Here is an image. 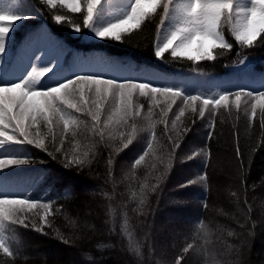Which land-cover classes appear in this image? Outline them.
Here are the masks:
<instances>
[{
  "label": "trees",
  "instance_id": "1",
  "mask_svg": "<svg viewBox=\"0 0 264 264\" xmlns=\"http://www.w3.org/2000/svg\"><path fill=\"white\" fill-rule=\"evenodd\" d=\"M4 5L2 3L0 7ZM31 7L39 8L43 15H34L17 22L11 39L6 43V52L0 54V79L4 81L17 82L32 70V65L48 66L53 71L48 74L44 83L55 86L56 81L81 73L76 71L80 61L85 63L97 60L98 65L105 69L120 71L125 68L123 59L127 54L155 57L152 46L155 40L154 24L131 36L128 42L104 41L90 38L87 30L83 34H74L71 27L58 25L52 19L55 14H63L82 23V16L79 14H72L59 6L50 9L42 0H25L19 10L27 13ZM225 32L227 33V26ZM229 39L234 45L233 50L217 61H202L197 65L187 60L163 62L174 68L189 67L191 64L195 70L210 68L209 71L214 74L208 73L205 78L221 77L229 80L228 86L214 90V93L222 90L236 91L239 88L264 90V46L244 49L243 56L238 57L240 46L230 34ZM73 43L75 48L79 47L76 53H72ZM242 58H246L244 64L236 63ZM133 61L135 59L131 60L132 64ZM82 73L94 72L87 69ZM181 74L184 76L183 73H179V76ZM74 115L81 121L74 130L75 136L71 131L63 134L61 127L59 135L53 140L47 129L41 126L47 150L28 144L12 146L16 155L27 158L30 162L22 167L23 170L20 168L9 174H5L8 172L6 170L0 172V190L20 198L28 197L50 203L51 215L47 217L48 222L40 232L33 227L20 228L5 222L0 236L5 239L13 256L5 257L0 253V264H50L53 259L57 264H166V256L171 259L172 264L176 263L178 257L181 258V264H190L188 260L208 264L203 263L206 249L222 250L226 258L223 263L217 261L212 264H233L234 254L232 255L233 249L230 246L235 245L228 239V231H218V228L214 230L204 219L212 198L210 182L215 181L212 177L217 179L220 176L219 172L213 171V158L224 154L236 164L235 187L241 192L238 195L233 190L229 196L237 200L246 213L245 224L248 231L245 241L237 246V252L240 250V261L237 264H262L264 128L260 126L259 117L249 123L243 110L238 112L233 109L229 114L222 109L215 117L214 129L210 128V118L196 123L197 127L193 130L195 134L192 135L185 133L192 122L190 117H181L177 122L178 127L174 129L171 121L175 115L168 117L165 124L158 122L161 116L154 112L150 121L145 117L140 118L141 121L137 122L139 131L128 148H124L123 143L127 142L126 126H123L126 130L123 138L118 135L116 139H108L106 133L105 139L101 141L99 135L92 130L90 117L79 113ZM152 122H155L154 128L150 127ZM167 125L169 127L165 128ZM209 131L213 132L211 137L208 135ZM171 132L179 135L172 136ZM62 134L63 144L60 143ZM172 139L177 140L174 143ZM148 142L152 143V149H148ZM56 147H60L62 151L56 152ZM237 147L241 152L239 157L236 154ZM90 148L92 152L89 154V163L82 167H65L66 154L71 156L73 152L83 153ZM146 151L148 155L144 161L133 168L135 160ZM49 152L56 158L49 155ZM109 159L112 160L111 165L108 163ZM169 161L171 167L162 173L163 178L158 183L157 177L162 174L153 177L149 172L155 167L161 171V167L165 168ZM128 168L131 171L126 172ZM189 170L194 171L189 181L196 179L197 183L188 190L194 188L196 198L186 202L189 209L193 207L194 210L192 217L189 215L191 221L177 225V231H174L161 214L167 215L174 208L167 209L176 198V187L172 184L176 178L180 180L182 177L186 179L192 176L182 175ZM208 173L211 176L210 182ZM202 175L206 177L205 181L199 180ZM183 183L177 186L187 185V182ZM142 185H146L143 188L146 196L144 204H141ZM153 185H156L154 191L150 190ZM174 202L179 203L177 200ZM186 202H181L180 205ZM184 207L188 209L187 206ZM89 208L91 210L88 217L83 219L87 220L88 228H84V235L79 236L82 230L79 216H85ZM125 221L127 231H122ZM35 223L37 227L40 226L38 221ZM201 224L205 226L207 235L201 230ZM188 238H191L190 242ZM132 242L139 245V255L129 247ZM188 244L193 247L184 252ZM48 250H52L54 255L47 254ZM47 255H51V258Z\"/></svg>",
  "mask_w": 264,
  "mask_h": 264
},
{
  "label": "snow or ice",
  "instance_id": "2",
  "mask_svg": "<svg viewBox=\"0 0 264 264\" xmlns=\"http://www.w3.org/2000/svg\"><path fill=\"white\" fill-rule=\"evenodd\" d=\"M24 2L25 0H5V5L0 7V54L6 52V43L11 39L17 22L30 19L34 15H43L41 10L35 7L29 8L27 13L21 12L19 9ZM42 2L50 9L59 6L72 14L82 16L81 23L66 15L55 14L52 19L56 24L71 27L74 34H83L84 30H87L90 38L104 41L128 42L131 36L154 24L155 40L152 45L154 55L158 60L166 62L187 60L197 65L202 61H217L234 48L229 34L240 46L238 57L243 56L244 49L264 46V0H42ZM245 59H239L236 63L244 64ZM52 71L53 69L48 66L32 65V70L19 78L18 82L0 79V172L30 162L29 159L20 158L15 154L12 149L14 145L28 144L47 150L45 134L40 131L41 126L47 129L48 134L53 135V140L54 128L58 127H62L63 134L71 131L75 136L74 130L79 127L81 121L74 113L91 118L92 130L99 135L101 141L105 139L106 133L108 139H116L117 134L123 138L125 134L118 131L119 128L127 125L130 119L134 120L141 116L142 105L137 102L139 98L149 101L145 117L149 121L153 107H159L163 102L165 106L160 109L161 120L158 122L165 124L173 105L179 101L181 106L171 121L174 129L178 127L177 122L185 115L186 110L198 113L200 118H204L207 112L211 117L210 128L214 129L215 117L222 109L229 114L233 109L238 112L243 110L249 123L259 117L260 126L264 128V90L239 88L236 91L222 90L215 93L197 91L193 94L176 84L154 85L151 80L104 78L99 73L73 74L71 77L56 81L53 86L44 83ZM105 111L108 114L101 126L102 112ZM154 126L155 122H152L150 127ZM132 127L136 128L135 123ZM63 134L60 138L61 144L64 142ZM208 135L211 137L213 132L209 131ZM131 143L132 137L129 136L123 147L128 148ZM147 147L152 149V143L148 142ZM55 151L61 152L62 149L56 147ZM90 152L92 148L83 153L73 152L71 156L66 154L65 167L84 166L90 162ZM48 154L53 155L51 152ZM236 154L238 157L241 155L239 147ZM146 155L147 151L135 160L132 167L140 165ZM53 158L56 157L53 155ZM108 163L111 165L112 160L109 159ZM170 167L171 161L165 166V170ZM162 178L163 174L157 177L158 183ZM205 179L203 175L199 177L200 181ZM144 187L146 185H142L141 204L146 201ZM155 188L156 185H153L150 190L154 191ZM41 209L44 210L43 214H39ZM33 210H37L39 214L40 226L37 227L33 222L32 227L40 232L48 222L47 217L51 215V204L28 197L20 198L0 190V231L5 228V222L28 227L25 223L27 220L25 214ZM201 230L207 235L203 224ZM122 231H127V221ZM129 247L139 255V245L132 242ZM192 247V244H188L184 252H188ZM0 253L5 257L13 256L3 236H0ZM176 264H181L180 257L177 258Z\"/></svg>",
  "mask_w": 264,
  "mask_h": 264
},
{
  "label": "rangeland",
  "instance_id": "3",
  "mask_svg": "<svg viewBox=\"0 0 264 264\" xmlns=\"http://www.w3.org/2000/svg\"><path fill=\"white\" fill-rule=\"evenodd\" d=\"M2 3H5V0H0V5ZM210 68H202V69H198L202 72H208ZM179 80H182V76H179ZM191 82H193L191 80ZM228 84V80L226 79H213L210 81H205L201 84H199V86L201 88H203V90H205L208 93H213V91L217 88L223 87L225 85ZM140 105H142L141 107V116L140 117H136L133 121L134 123H137L141 120H139L140 118L142 119L143 117L146 116V113H148V104L149 101L145 98H139L137 101ZM164 107V103L161 102L159 107H153L152 112H157L159 109H161V107ZM180 102L177 101V104L173 105V109L170 111L171 114H174V112L179 109L180 107ZM190 116H193L194 118L198 116V113H192L190 111ZM209 116V114L206 112L205 117ZM34 132L36 131L35 129H33ZM61 131V127L58 128H54V134L55 136H58L59 133ZM120 132H123L125 134L126 130L124 127H120L119 130ZM42 132V131H41ZM137 130L131 128V126L127 127V138L129 136H131L132 138L137 134L136 133ZM118 136V134H117ZM50 139L53 138L52 134H49ZM24 165H18V166H12L8 169H5L6 171H16L20 168H22ZM166 166V165H165ZM156 168V167H155ZM153 169L151 172L155 177V176H159L161 175L163 172L165 173L166 170L164 168V166L161 167V171H158L157 168ZM212 168L213 171L215 172H219L220 176L216 178H213V182L211 181V176L208 173V177H209V182H210V195L212 196L210 202L208 203V207H207V212H206V218L205 222L207 223V221L213 226L214 230H225L228 231V233H232V235H229V240L231 241L232 244H234L235 246L231 245L230 248L233 249L232 252V262L234 263H239L240 261V256H239V252H237L238 248L237 246L239 244H241L242 242L245 241V234H247V227L245 224L246 221V213L242 211L241 205L239 204V202H237V200L235 199H231L229 194L232 193V191L234 190L236 192V194H240L241 192L240 190L236 189L237 187H235V179L237 177V167L236 164L234 163L233 159L231 157H229L227 154L224 155H220V156H214L213 158V163H212ZM3 170V171H5ZM144 170V169H143ZM192 170V169H191ZM187 171L185 173H183L182 175H192L186 179H180L176 178L175 181H177V183L174 185V183L172 184L173 187H176L175 194H176V198L174 197L173 199V204H171V206L167 209L171 210L167 215L166 214H161L163 217V220H165L166 223L170 224L171 229L174 231H177V225L180 224H184L187 221H191V215L193 214V210L194 208L192 207L191 209H189V204L188 202H190L193 198V200H195L196 198V194L194 193V188H192L191 190H188V188L192 187L195 183H197L196 179H194L192 181V183H189L193 177L194 171ZM194 170V168H193ZM131 171L130 168H128L126 170V172ZM180 172V171H177ZM124 173V172H123ZM212 173V172H211ZM123 175V174H121ZM178 177V174L177 176ZM182 182H184L183 184H185V182H187L186 186L184 185V187H178L177 184H181ZM193 193V194H192ZM192 194V197L190 196ZM234 194V195H236ZM222 199H221V197ZM239 197V196H238ZM217 198V201L215 202ZM174 200L179 203L174 202ZM186 202V203H182L183 205H180L181 202ZM184 206H187L188 209H186ZM175 209V210H174ZM209 209V210H208ZM89 210H91L90 208L86 210L85 216H79V219H81V223L80 227L82 226V230L79 234V236H83L84 235V228L87 229V220H83L84 218H87L89 215ZM43 209L39 210V214H43ZM39 214H37V210H33V212L27 213L25 214L27 216V220L25 221V223L28 224V227H32V223L38 221L39 223ZM76 215V214H75ZM191 217H190V216ZM77 216V215H76ZM81 217V218H80ZM161 217V219H162ZM77 219V218H74ZM78 219V220H79ZM216 220H218L216 222ZM80 221V220H79ZM11 223V222H10ZM12 225V223H11ZM176 225V226H175ZM13 226H17V227H23V225H20L19 223L17 224H13ZM176 235V232H175ZM77 237V235H75ZM75 236H73L75 238ZM169 239V238H168ZM189 242L191 240V238H188ZM242 249V248H241ZM206 253H204L206 255V257L204 258L205 260L203 261V263H208V264H212L215 263L217 261H220V263L225 261V256H223V252L222 250H218V249H206L205 250ZM228 251V249H227ZM51 254L52 256L54 255V252L52 250H48L47 254ZM159 253V252H158ZM67 255V252L65 253ZM227 255V253H225ZM51 255H47L49 258H51ZM240 255H242V251L240 253ZM263 259H262V264H264V253L262 254ZM74 256V255H73ZM42 260L44 259V257H40ZM70 258V255H69ZM238 258V260H237ZM75 259V257H74ZM219 259V260H218ZM53 260H50V264H57L55 263ZM166 262L168 264H172L171 259L168 258L166 256ZM188 262L190 264H197L196 262H194V260H188ZM194 262V263H193ZM166 263V264H167ZM186 263V262H185ZM261 263V262H260ZM164 264V263H163ZM176 264V263H174ZM200 264V263H198Z\"/></svg>",
  "mask_w": 264,
  "mask_h": 264
},
{
  "label": "bare ground",
  "instance_id": "4",
  "mask_svg": "<svg viewBox=\"0 0 264 264\" xmlns=\"http://www.w3.org/2000/svg\"><path fill=\"white\" fill-rule=\"evenodd\" d=\"M68 42H70V41H68ZM78 49H79V47L75 48V44H74V49H73L72 53H76V50H78ZM110 53H111V51H110ZM132 59H135V61H133V64L131 63ZM80 63L81 64L78 65L77 68L75 66V68H76V71L81 72V73L87 69H91V71H93L94 73L102 74L106 78H113L114 77L118 80H122L125 78H131V79H135L138 81L151 80L154 85L176 84V85L184 86L189 92H192L193 94H195V92H197V91L206 92L205 90H203L199 86V84H201L205 81H210V80L217 79V78L222 79L221 77H215V78L207 79L204 77L205 75L207 76L208 73H211V74H214V73L211 71L202 72L200 70H194V67L192 66V64L189 65V67H181V68L175 67L174 68V67H170L168 64H165L163 61L158 60L156 57L150 58V57H147V55H142V54H138V56H133L132 54L125 55L124 59H123V65L125 66V68H122L120 71H113L111 69H105V68L101 67L100 65H98L97 60H94L92 62L85 61V63L80 61ZM179 73L184 74V76L181 74L182 80H179ZM184 77H187V79H185ZM191 79L195 80V82L194 83L191 82ZM226 80H228V79H226ZM228 85H229V82L227 85L220 87V88H224ZM220 88H217V89H220ZM217 89H215V90H217ZM206 93H208V92H206ZM213 93H214V91H213ZM178 111H179V109H177L174 112V114H171V112H169L168 117L176 115V113H178ZM155 113H158L160 115V109ZM107 114H108L107 111L102 112L101 126H102L103 119L106 118ZM146 116H147V113H146ZM184 116L190 117V119L192 121L189 123L190 125L188 126L185 133L186 134L191 133L192 135L195 134V132L193 130L196 129V127H197L196 123H198L200 121H207L208 119L211 118L210 115L207 117H204V118H200L198 115L197 117L194 118L193 116H190V110H186ZM133 123H134V121L132 119H130L129 123L125 126L126 127L131 126V128H133L132 127ZM135 125H136L135 130L139 131L140 126H138L137 123H135ZM168 127H169V125L165 126V128H168ZM170 135L178 136L173 132H171ZM172 140H173L172 142L175 143L177 139H172ZM21 169L23 170L24 168H21Z\"/></svg>",
  "mask_w": 264,
  "mask_h": 264
}]
</instances>
